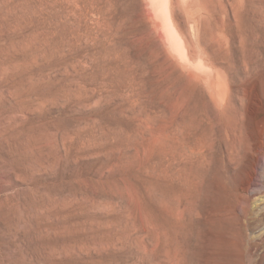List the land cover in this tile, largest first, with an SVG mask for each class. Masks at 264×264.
I'll list each match as a JSON object with an SVG mask.
<instances>
[{"label": "rangeland", "instance_id": "rangeland-1", "mask_svg": "<svg viewBox=\"0 0 264 264\" xmlns=\"http://www.w3.org/2000/svg\"><path fill=\"white\" fill-rule=\"evenodd\" d=\"M263 161L264 0H0V264H264Z\"/></svg>", "mask_w": 264, "mask_h": 264}, {"label": "bare ground", "instance_id": "bare-ground-1", "mask_svg": "<svg viewBox=\"0 0 264 264\" xmlns=\"http://www.w3.org/2000/svg\"><path fill=\"white\" fill-rule=\"evenodd\" d=\"M260 160H261V159H260ZM262 160H263V159H262ZM259 162H260V161H259ZM263 162H264V161H263ZM259 164H260V163H259ZM263 165H264V164H263ZM254 168H255V174H257V173H258V172H257V169H258V168H257V167H254ZM260 169H262V168H260ZM260 171H261V170H260ZM262 171H263V170H262ZM263 172H264V171H263ZM255 174H254V175L252 174V175L255 176ZM258 174H259V173H258ZM252 175H251V176H252ZM261 176H262V175H261ZM263 176H264V175H263ZM263 176H262V177H263ZM256 177H257V176H256ZM258 177H259V176H258ZM257 179H258V178H256V180H257ZM250 180H251V183H250L251 185L255 184V182H254V181H255L254 178H251ZM256 182H257V181H256ZM257 184H258V183H257ZM257 184H256V186L259 185V184H258V185H257ZM253 187H254V185H253Z\"/></svg>", "mask_w": 264, "mask_h": 264}]
</instances>
